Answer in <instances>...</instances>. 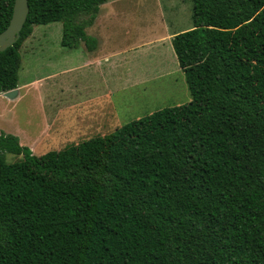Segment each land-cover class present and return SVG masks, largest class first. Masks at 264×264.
<instances>
[{
  "label": "trees",
  "instance_id": "16d2710c",
  "mask_svg": "<svg viewBox=\"0 0 264 264\" xmlns=\"http://www.w3.org/2000/svg\"><path fill=\"white\" fill-rule=\"evenodd\" d=\"M107 1L29 0L0 93L34 25L60 21L64 47L92 51ZM192 1L172 38L189 102L42 155L0 133V264H264V0Z\"/></svg>",
  "mask_w": 264,
  "mask_h": 264
},
{
  "label": "rangeland",
  "instance_id": "374dc122",
  "mask_svg": "<svg viewBox=\"0 0 264 264\" xmlns=\"http://www.w3.org/2000/svg\"><path fill=\"white\" fill-rule=\"evenodd\" d=\"M113 8L110 16L103 12L101 22L95 29L99 36H103V48L110 51L116 48L129 49L132 44L137 47L140 43V49L132 54L130 64L127 63L134 70L136 68L135 75L132 74V77L129 74L125 75L124 68L119 66L116 68L118 70L110 74L111 78L122 76L124 79L116 81L118 84L114 83L113 79L110 80L108 92L104 91V100L107 99V103H104L103 107L91 105L90 101L86 103L90 100L86 96L74 97L70 95L71 93H64L62 98L58 96V85L65 86L62 83H68L72 77L71 73L59 76L60 69L70 66L71 59L80 60L76 59L78 55H71L72 49L61 44L62 22L34 25L33 32L30 38L28 37L30 39L28 42L32 45L29 47V43L24 44V49L27 50L33 45L39 48L38 44L41 43L45 45L43 48L47 53L39 58L44 60V63L39 65V62H34L38 58L32 53L24 49L21 51L23 57V65L19 72L21 84L25 85L36 78L53 77L42 81L41 84L27 85L21 91V96H16L12 100L15 104L13 108L12 105L10 107L14 110L12 114L17 123L16 125L15 122L8 123L9 127L14 126L9 133L17 135L15 133H18L20 128L25 130L27 134L25 136L34 134V131L41 132L49 119L56 113L59 114V120L52 121L51 124V128L59 129V132L57 131L56 136L46 137L43 142H39L36 150L32 149L36 155H42L49 150L63 148L97 135L110 134L128 122L143 118L164 107L187 103L192 99L185 73L176 63L178 59L170 35L193 27V1L117 0ZM91 33L89 34L92 35ZM105 36L108 37L105 38ZM79 52L82 54V51L79 50ZM87 72L85 69L77 76L82 77L83 83L88 79ZM45 88L49 90L45 91ZM39 89L44 90L42 95L47 93L50 97H57L62 102L59 106L43 102L41 93H38ZM48 98H45L46 101ZM75 101H83V103L74 107ZM102 108L105 112V115L100 117L105 126L103 130L96 131L95 128L84 127L77 134L74 133L75 130H68L69 125L86 126L82 118L90 116L91 111ZM6 113L9 116L8 111L5 112L2 118L4 127L7 125ZM20 140L21 143L24 142L22 138ZM24 145L29 146L27 143ZM21 158V155L6 154L8 162Z\"/></svg>",
  "mask_w": 264,
  "mask_h": 264
},
{
  "label": "crops",
  "instance_id": "0c3cea01",
  "mask_svg": "<svg viewBox=\"0 0 264 264\" xmlns=\"http://www.w3.org/2000/svg\"><path fill=\"white\" fill-rule=\"evenodd\" d=\"M116 3H117V0H116ZM116 3H115V0H108L107 2L103 3L100 6V11H99L94 23L86 28L87 33L89 34V33L93 32V33H91L92 34L91 36L94 35V37H96L98 40V45H97L96 49L90 51L86 48L84 43L79 48H70L73 50V52H71V55L80 56V57L77 56V58H76V59H80V60L79 61H73L71 59V62H70L71 65L70 66L63 67L60 69L59 76L62 74H66V73H71V76H72V77L70 76L71 78L69 79L68 83L67 82L62 83L65 86H62L61 84L58 85L57 93H58V96H60L61 98L65 95L64 93H71L70 95H72L74 97L86 96L87 99L90 98V100H87L86 103L90 101V102H92L91 105L103 107L104 103H107V99L104 100V91L108 92L109 86H110V80L113 79L114 80L113 82L118 84L116 81L124 79L122 76H117L115 79L111 78L110 74H112L114 70L115 71L118 70L116 68L119 66V67L124 68L123 72L125 75L129 74L130 77H132L131 76L132 74L135 75L136 68L134 70L128 64H130V60L133 57L132 54L134 52L139 51L140 43H138L139 45L137 47H135V44H132L131 47L129 48L130 50L129 49H121V48H116L112 51L105 50L103 48V36H99V34L95 31L96 26L98 25V23L101 22V17L103 16V12H106V15L110 16V13L114 9L113 7ZM175 34L176 33H173V35H170L171 41H172V38L175 36ZM43 37L46 38V36H43ZM107 37L108 36H105V38H107ZM29 38L23 43V45L21 47V51L24 49V44L29 43L28 44L29 47H30V45H32L30 42H28V41H30ZM38 45L40 46L39 48H35L34 47L35 45H33L32 48H28L27 50L24 49V51H29L30 53H32V55L34 57H37L39 59L41 56H43V54H46L47 51L45 48H43L45 45H41V43ZM79 50L82 51V54L79 52ZM76 53H78V54H76ZM125 54H127L126 57H125ZM128 54H130V56ZM176 57H177V55H176ZM38 59L34 60V62L35 63L39 62V65L44 63L43 59L42 60H40V59L38 60ZM175 59L176 58H174V62L177 61ZM31 62L34 63L33 61H31ZM124 63H126V65ZM176 63L179 66V68L183 71V69L181 68V66L179 64V60ZM22 65H23V57H22ZM22 65H21V68H22ZM85 69L88 71L87 74H89V75H88L87 81L85 83H83L82 77L80 76L81 77L80 78L77 76H79L78 74H81ZM90 76L92 78H90ZM51 77H53V76H50V78L32 79L31 81L27 82L25 85L21 84V82L19 80V85L17 87L19 92H18L17 96L18 97L21 96V91L27 85L32 86V85H35L38 83L41 84L42 81L52 79ZM48 90H49L48 88H45V91H48ZM39 92L41 93L40 96H42L43 102H49L50 104H55L57 106H59L60 103L62 102L57 97H50L46 92H45L46 94L43 93V95H42V92H44V90L41 91V89H39L38 93ZM48 97H50V99ZM45 98H48V100L46 101ZM13 99L14 98L11 99V98L4 96V92L0 93V133L1 132L9 133V131L14 127V126L9 127L8 126L9 122H15L14 123L15 125L17 123L16 120L14 119L15 116L12 114V112L14 111V110H12V108L15 104L14 102H12ZM79 103H83V101H80V102L75 101L73 106L75 107ZM11 105H12V108L10 107ZM7 111L9 113V116H7V113H6V116H7L6 124L7 125L4 127L3 126L4 120L2 118L5 114V112H7ZM104 115H105V112H104L103 108L100 110H94L93 112L91 111L90 116L82 118V120H83L82 122L84 124H87L86 126L69 125L68 130L69 129L75 130L74 133H76V134L78 133V131L83 130L84 127L87 129L95 128L96 131H101V130H103V128L105 126H104L100 117H102ZM107 116H108V113H107ZM58 120H59V114L56 113V115H54L51 119H49L48 124L44 127V129H42L41 132L40 131H38V132L34 131V134H32V135L30 134V136H25V135H27L25 133V130L23 128H20L18 130V133H15V134H17L20 138H22V140L24 141L22 143H24V144L27 143L31 149L36 150V146L39 145V142H41V141L43 142L46 137L56 136V133L59 129L51 128V124H52V121L56 122ZM97 136H104V135L102 134V135H97ZM20 142H21V140H20ZM60 149H62V148L52 149V150H60Z\"/></svg>",
  "mask_w": 264,
  "mask_h": 264
},
{
  "label": "water",
  "instance_id": "95a60500",
  "mask_svg": "<svg viewBox=\"0 0 264 264\" xmlns=\"http://www.w3.org/2000/svg\"><path fill=\"white\" fill-rule=\"evenodd\" d=\"M30 12L29 0H15L14 10L11 21L7 28L0 33V51L14 45L19 39L21 31L27 21ZM18 89L4 92V96L15 98L18 95Z\"/></svg>",
  "mask_w": 264,
  "mask_h": 264
}]
</instances>
